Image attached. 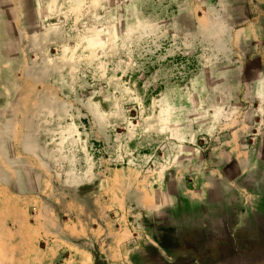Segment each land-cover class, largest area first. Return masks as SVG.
<instances>
[{"label": "rangeland", "instance_id": "rangeland-1", "mask_svg": "<svg viewBox=\"0 0 264 264\" xmlns=\"http://www.w3.org/2000/svg\"><path fill=\"white\" fill-rule=\"evenodd\" d=\"M35 1L22 86L47 182L33 204L12 202L30 222L44 209L49 223L123 230L141 222V203L212 182L204 165L226 159L222 143L244 118L248 132L264 128L252 115L260 66L246 59L264 41L242 30L264 18L263 0Z\"/></svg>", "mask_w": 264, "mask_h": 264}, {"label": "crops", "instance_id": "crops-1", "mask_svg": "<svg viewBox=\"0 0 264 264\" xmlns=\"http://www.w3.org/2000/svg\"><path fill=\"white\" fill-rule=\"evenodd\" d=\"M37 7L35 0H0V264H55L58 257L70 264L93 254L105 264H264V128L248 132L249 117L229 130L221 147L226 159L204 165L212 182L195 189L178 186L159 207L150 205L154 201L141 203L140 223L117 232L49 223L42 218L50 214L44 209L33 222L16 213L12 202L33 204L47 182L42 174L48 168L46 147L28 124L30 95L22 86L29 67L20 41L34 36ZM255 28L259 31L252 34ZM242 30L264 41V18ZM246 59L260 66L253 68L252 94L263 110L252 115L264 123V44L248 50Z\"/></svg>", "mask_w": 264, "mask_h": 264}]
</instances>
